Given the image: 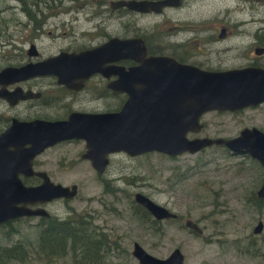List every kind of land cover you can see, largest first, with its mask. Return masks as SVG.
Returning a JSON list of instances; mask_svg holds the SVG:
<instances>
[{
    "label": "rangeland",
    "instance_id": "obj_1",
    "mask_svg": "<svg viewBox=\"0 0 264 264\" xmlns=\"http://www.w3.org/2000/svg\"><path fill=\"white\" fill-rule=\"evenodd\" d=\"M109 1L54 0L46 8L37 0L29 15L40 26L32 34L33 22L20 3L0 0V67L20 61V51L27 50L30 43L38 58H45L60 49L95 45L102 41L101 32L120 37L144 35L148 41L160 42L168 40L165 35L174 34L169 40H181L193 35L195 20L198 57L205 67L223 70L264 64V57L255 55L249 45L255 34L264 35V0H185L160 13L113 10ZM222 28L227 37L219 39ZM244 45L251 52L241 53ZM30 56L33 59L36 54ZM36 82L49 80L45 77ZM91 96L87 88L80 106L89 111L118 106L117 96ZM200 122L202 129L189 132L188 138H229L252 126L264 132V102L236 111H208ZM84 150V141L73 139L39 156L53 179L77 186L74 197L55 199L44 208L58 218H79L86 231L104 235L98 264H138L131 254L133 242L158 258L179 248L183 264H264V200L255 203L264 171L256 159L232 153L222 145L178 156L155 151L129 156L116 151L109 153L104 171L97 173L81 158ZM136 192L175 212L177 219L154 221L151 215H142L133 199ZM187 219L202 233L185 227ZM258 221L262 230L253 233ZM38 222L37 217H28L0 225L2 245L21 242L27 251L25 261L10 264H73L69 251L50 261L38 254Z\"/></svg>",
    "mask_w": 264,
    "mask_h": 264
},
{
    "label": "water",
    "instance_id": "obj_2",
    "mask_svg": "<svg viewBox=\"0 0 264 264\" xmlns=\"http://www.w3.org/2000/svg\"><path fill=\"white\" fill-rule=\"evenodd\" d=\"M184 1L111 0L109 8L160 13L167 7H179ZM224 34L222 28L219 35ZM29 50L30 54H35L33 45ZM124 59L134 60L137 65L126 69L109 64ZM93 73L106 78L118 76L107 84L108 88L127 96L118 111L74 112L66 120L16 122L0 137V224L20 216L49 215L44 208H30L29 204L70 199L76 195V184L54 183L44 171L36 172L42 178L37 186H25L18 177L19 173L32 171L34 156L63 140L82 139L85 150L81 158L88 160L97 173L104 171L107 156L116 151L129 156L152 151L178 156L196 153L211 145H222L232 153L248 154L264 171V132L255 126L243 127L229 138L187 137L189 132L197 133L202 129L200 118L208 111H236L264 102L263 67L206 70L166 55L147 56L141 36L110 37L89 49L60 51L35 63L5 67L0 70V83L8 85L52 75L57 83L78 88ZM0 96L8 98L7 93ZM26 96L18 94V99ZM9 141L12 145L7 146ZM255 197L264 200V177ZM133 199L155 220L177 217L175 212L142 193H134ZM184 225L195 234L202 233L190 219ZM262 227V222L258 221L252 232L259 233ZM131 254L138 264H183L184 261L179 248H174L165 258H158L137 242L133 243Z\"/></svg>",
    "mask_w": 264,
    "mask_h": 264
},
{
    "label": "flooded vegetation",
    "instance_id": "obj_3",
    "mask_svg": "<svg viewBox=\"0 0 264 264\" xmlns=\"http://www.w3.org/2000/svg\"><path fill=\"white\" fill-rule=\"evenodd\" d=\"M167 8H173V7H167ZM31 21L33 22L31 24V31H32V34H35L34 31L38 30L40 24H38L35 20H31ZM194 23L195 24L193 26V35L186 36L184 39H181V40H169V39H173L176 37L174 34L165 35L164 38L168 39L166 42H160L159 40H152V41L149 40L148 41L146 38H144V36H141L146 46V55L147 56L166 55V56L174 58L176 61L180 63L191 64V65H194L202 69L222 70L219 68L209 69V67H205L203 65V62L199 59L198 55L200 53L198 52L199 48L197 47V43H196L198 40V36H196V20L194 21ZM179 25L177 27H180ZM219 33L217 34V37L219 39H223L227 37L226 31L223 36H220ZM100 34H102V36L100 37L102 38V41L96 43L95 45H90L88 47H84L81 49H72V48L60 49L52 55H55L59 53L60 51H65L69 53L78 52L81 50H85V49H89L94 46H97L100 43L109 39L110 37H120V36H110L109 34L103 33V32H101ZM88 35H91V34H88ZM133 36H136V35H133ZM209 37H212V36H204L205 39H208ZM120 38H124V37H120ZM253 39L254 40L250 41L251 44H249L252 49L251 51L258 57H264V35L255 34L253 36ZM31 44L33 43H30L29 48ZM29 48L27 50L20 51L19 56H18L19 58H21L20 61H18L17 63L13 65H6L3 67H0V70L8 66L18 67V66H23L27 63H35L43 59L41 57L38 58L39 55L35 50L34 51L36 52L35 53L36 57L34 58L32 57L33 59H31V56L29 53L31 51L29 50ZM242 48L245 50H243L241 53L245 54L248 51L251 52L250 50H248L247 45L242 46ZM109 64L123 66L124 68L127 69L128 67L137 65V62L134 60H130V59H124V60L115 61ZM245 66H258V67L264 68V64L262 63L257 64L255 62L245 65ZM45 77L48 78L49 82H46V83L36 82L37 80L41 78L43 79ZM117 78H118L117 75H112L106 78L100 73H93L88 78L83 80V83L78 88L67 87L64 84H59L56 82V78L52 75L43 76V77L42 76L33 77V78H29L23 81L11 83L8 85H3L2 83H0V94L1 93L8 94L7 99L3 98L2 97L3 95L0 96V137L3 135V133H5L13 125V123H16V122H29L34 119H42V120H47V121L66 120L68 116L74 112L102 113V112H108V111H113V112L118 111L121 108L127 96L125 93H122L120 91L113 90L107 87L108 82H110L111 80H115ZM87 88H90L91 94H92L91 97H94V98H110V97L117 96L118 97L117 108L116 109H113V108L104 109L100 111L98 110L89 111L81 107L80 102L82 99V95L84 91L87 90ZM20 92L27 94L26 98L18 99V94H21ZM71 140L73 139L63 140L52 146L46 147L40 154L34 156V158L32 159V163H31L32 171L29 172V174H24V173L18 174V177L21 180L22 184L25 186H37L41 184L42 178L36 174V172H40V171L46 172L50 181L54 183L62 184L60 180L53 179V173L49 172V168L47 167V164L45 162H42L41 160H39V156L44 151H46L48 148L56 146L64 142L71 141ZM9 145H12V141H9L7 143V146ZM84 146H85V142H84ZM9 150L12 151L13 148L9 147ZM62 199H65V198H62ZM53 200L43 202V203L37 202V203L29 204V206L30 208H38V207L44 208V206H46L48 202H51ZM46 212L49 215L20 216L12 220L28 218V217H37L39 221L38 222V226H39L38 235H39L44 225L45 219H48L49 217H55L58 220L69 219V217H66L64 219L58 218L50 214L47 210ZM175 219L177 218H173L170 220H175ZM11 221L8 220V221H5L3 224L2 223L1 224L4 226L10 223ZM154 221L156 220L154 219ZM102 235L103 234H101L100 232H96L97 238L103 239ZM102 247H105V243L102 245ZM99 262L87 260L85 264H98Z\"/></svg>",
    "mask_w": 264,
    "mask_h": 264
},
{
    "label": "trees",
    "instance_id": "obj_4",
    "mask_svg": "<svg viewBox=\"0 0 264 264\" xmlns=\"http://www.w3.org/2000/svg\"><path fill=\"white\" fill-rule=\"evenodd\" d=\"M22 10L30 20L29 9L37 6V0H17ZM74 1V0H70ZM49 8L54 0H38ZM50 3V4H47ZM124 9V8H120ZM126 10V9H124ZM39 11V10H38ZM139 35V34H137ZM144 36V35H141ZM260 200L255 199V203ZM141 214L147 216L148 212L141 206L137 205ZM79 218L69 217V219L58 220L55 217L45 219L41 232L38 235L37 251L41 257L47 261L65 254L66 251L71 253L73 264H85L86 261H100L99 254L104 242L102 238H97L96 231L88 232ZM8 233L5 234L7 236ZM94 234V236H93ZM27 259V251L21 242H15L9 245L0 243V264H10V261L23 262Z\"/></svg>",
    "mask_w": 264,
    "mask_h": 264
},
{
    "label": "bare ground",
    "instance_id": "obj_5",
    "mask_svg": "<svg viewBox=\"0 0 264 264\" xmlns=\"http://www.w3.org/2000/svg\"><path fill=\"white\" fill-rule=\"evenodd\" d=\"M259 2L261 1V0H258Z\"/></svg>",
    "mask_w": 264,
    "mask_h": 264
}]
</instances>
